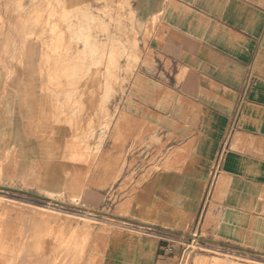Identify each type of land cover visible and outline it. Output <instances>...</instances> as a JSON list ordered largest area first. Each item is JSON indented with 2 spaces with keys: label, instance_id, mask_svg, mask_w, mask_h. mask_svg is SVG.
I'll list each match as a JSON object with an SVG mask.
<instances>
[{
  "label": "crops",
  "instance_id": "1",
  "mask_svg": "<svg viewBox=\"0 0 264 264\" xmlns=\"http://www.w3.org/2000/svg\"><path fill=\"white\" fill-rule=\"evenodd\" d=\"M131 16L141 55L110 98L112 118L84 140L85 182L48 163L46 144L68 133L53 130L40 44L0 39V190L41 201L57 190L72 207V186L89 204L135 190L124 201L138 207L142 242L112 248L114 264H168L174 239L206 226L264 240V0H136Z\"/></svg>",
  "mask_w": 264,
  "mask_h": 264
},
{
  "label": "rangeland",
  "instance_id": "2",
  "mask_svg": "<svg viewBox=\"0 0 264 264\" xmlns=\"http://www.w3.org/2000/svg\"><path fill=\"white\" fill-rule=\"evenodd\" d=\"M22 2L32 7L24 6ZM135 2L136 0H3L0 15L2 27L6 23H12L15 29L0 31V39L16 40L20 44L30 40L40 44L38 50L42 57L38 75L42 77L41 85L53 92V128L60 129L59 126L65 124L68 133L66 142H56L57 145L50 151V160L55 165H64L70 178L80 174L83 181L88 179L89 176L86 175L91 173L94 164L93 144L84 140L93 138L99 119L103 121L112 118L108 110L110 98L115 88L124 85L126 76L138 64L141 55L139 30L131 16ZM146 35H149V31ZM96 62L99 65L95 69ZM75 152L76 157L73 154ZM137 162L138 158L133 161V165ZM84 173L86 174L83 175ZM74 187L76 188L75 184ZM80 192L73 189V186L70 187L67 199L69 203L77 204L72 207L55 201L62 198L56 195L57 190L49 191L52 198L49 201L31 200L0 190V264H21L23 259L26 261L23 264H49V261L51 264H68L70 262L66 261L73 258L70 251L72 246L74 250L80 247V253L84 249L86 253L81 255L75 250L84 262L87 257L92 256L95 260L98 258L93 260V264H114L110 254L112 248L141 244L142 233L133 222L140 218L136 213L138 207L124 201L125 194L135 193V190L130 192L123 189L120 194L113 192L110 197H101V201H90V204L86 200L77 201ZM37 206L45 207L56 215L59 213L60 218L40 213ZM199 213L201 217V211ZM206 227L202 231L195 228L183 238L174 239L175 249L171 247L172 251L168 255L174 256H167L168 262L264 264V240L256 242L247 237L237 239L209 233ZM244 234L247 236V231ZM88 235L91 240L87 244ZM190 241L194 242L192 248L188 247ZM68 250L70 255H67ZM36 251H43L47 254L45 256L55 260L46 259L44 254L39 255V258L46 259L45 262L37 259L35 256L39 253ZM48 251L52 252L51 255H48ZM59 252L62 253L59 255ZM63 253L65 256H62ZM75 253L74 260L77 257ZM31 255L34 262L32 258L29 259ZM58 256H61V261ZM80 257L76 260L81 264L83 259L79 260ZM196 258L208 261L198 262L195 261ZM92 259L89 258L91 261ZM74 260L73 264H78ZM88 262L92 263L87 259L85 264Z\"/></svg>",
  "mask_w": 264,
  "mask_h": 264
},
{
  "label": "bare ground",
  "instance_id": "3",
  "mask_svg": "<svg viewBox=\"0 0 264 264\" xmlns=\"http://www.w3.org/2000/svg\"><path fill=\"white\" fill-rule=\"evenodd\" d=\"M85 1H86V0H85ZM89 4H90V3H89ZM87 6H88V5H87ZM91 8H92V7H91ZM65 9H66V8H65ZM62 10H63V9H62ZM92 11H93V10H92ZM90 23H91V22H90ZM53 28H54V27H53ZM113 31H114V30H113ZM73 33H74V32H73ZM68 34H69V33H68ZM96 36H97V35H96ZM100 36H101V35H100ZM104 36H105V35H104ZM60 38H61V37H60ZM101 38H102V37H101ZM100 41H101V40H100ZM100 41H99V42H100ZM43 42H44V41H43ZM58 43H59V42H58ZM62 43H64V42H62ZM107 43H108V42H107ZM62 45H64V44H62ZM50 51H51V50H50ZM24 52H25V51H24ZM72 61H73V60H72ZM72 63H73V62H72ZM97 64H98V62H96V67H95V69L98 68V65H99V64H98V65H97ZM94 66H95V65H94ZM94 66H93V67H94ZM52 67H54V66H52ZM91 70H92V69H91ZM55 71H56V70H55ZM92 71H93V70H92ZM187 72H188V71H187ZM52 78H53V77H52ZM30 79H32V78H30ZM55 80H56V79H55ZM25 87H26V86H25ZM28 87H29V86H28ZM26 88H27V87H26ZM59 88H60V87H59ZM25 90H26V89H25ZM54 90H55V89H54ZM60 92H61V91H60ZM64 110H65V109H64ZM55 122H56V121H55ZM38 125H39V124H38ZM124 125H125V123H124ZM32 126H33V125H32ZM58 130H59L58 128L54 127V132H56V131H58ZM52 131H53V130H52ZM128 131H129V130H128ZM225 131H226V130H225ZM36 132H37V131H36ZM38 132H39V131H38ZM56 133H57V132H56ZM73 134H74V133H73ZM233 134H234V133H233ZM42 135H43V134H42ZM44 136H45V135H44ZM55 136H57V135H55ZM63 136H64V135H63ZM36 140H37V139H36ZM54 141H56V140L54 139ZM71 144H72V143H71ZM56 145H57V143H55V142H53L52 145H50V144L47 145V149H46V151H47V152H50V149H51L50 146H53V148H55ZM67 145H68V144H67ZM67 145H66V146H67ZM71 146H72V145H71ZM49 147H50V148H49ZM74 147H75V145H74ZM76 148H77V147H76ZM74 149H75V148H74ZM43 151H44V150H43ZM79 153H80V152H79ZM73 154H74V157H76V156H75V155H76V152L73 153ZM77 154H78V153H77ZM83 155H84V154H83ZM81 156H82V155H81ZM74 157H73V158H74ZM79 158H81V157H79ZM79 158H77V159H79ZM54 159H55V158H54ZM70 159H72V158H70ZM73 160H74V159H73ZM79 160H80V159H79ZM81 160H83V159H81ZM90 160H91V159H90ZM40 161H41V160H40ZM50 161H51V160H48V163H49ZM70 161H71V160H70ZM86 161H87V160H86ZM88 161H89V160H88ZM71 162H72V161H71ZM48 163H47V165H48ZM81 163H82L81 166H83V162H81ZM56 165L59 166V163L56 164ZM78 165H80V164L78 163ZM78 165H77V166H78ZM85 166H86V165H85ZM83 169H84V168H83ZM87 172H89V171L87 170ZM87 172H86V173H87ZM65 173H66V172H65ZM86 173H84L83 175H85ZM86 176H89V175L87 174ZM68 177H69V176H68ZM84 177H85V176H84ZM81 178H82V177H81ZM82 180H83V179H82ZM85 181H87V180L85 179L84 182H85ZM71 182H72V181H71ZM82 182H83V181H82ZM208 190H209V189H208ZM208 199H209V197H208ZM20 203H21V202H20ZM162 203H163V202H162ZM163 204H164V203H163ZM163 204H162V205H163ZM2 205H3V204H2ZM150 205H151V204H150ZM162 205H161V206H162ZM37 207H38V206H37ZM148 207H149V205H148ZM152 207H153V206H152ZM38 208H40V209H39V212L42 213V214H48V215H52V216H54L55 218H60V216H58L59 213H57V215H56L55 213H53V212H51V211H48L49 209H47V208H45V207H38ZM145 208H146V207H145ZM150 208H151V207H150ZM158 208H159V207H158ZM161 208H162V207H161ZM163 208H164V207H163ZM20 209H21V208H20ZM26 209H27V208H26ZM143 209H144V208H143ZM53 210H54V209H53ZM148 210H149V209H148ZM154 210H155V209H154ZM157 210H158V209H157ZM171 210H172V209H171ZM173 210H174V209H173ZM177 211H178V210H177ZM55 212H57V211H55ZM152 212H153V211H152ZM174 212H176V210H175ZM179 212H180V210H179ZM180 213H181V212H180ZM146 214H148V213H146ZM175 214H176V213H175ZM62 215H63V214H62ZM127 215H128V214H127ZM148 215H149V214H148ZM65 218H66V217H65ZM180 218H181V217H180ZM188 219H190V218H188ZM183 221H184V220H183ZM189 221H191V220H189ZM87 226H88V225H87ZM87 230H89V229H87ZM85 232H86V231H85ZM91 232H93V231H90V233H91ZM90 233H88V234H90ZM91 235H92V234H91ZM93 235H94V233H93ZM100 235H101V234H100ZM100 237H101V236H100ZM88 238H89V235H88ZM88 238L86 239V240L88 241L87 244L90 242L89 240H91V237H90L89 239H88ZM92 238H93V237H92ZM83 241H84V240H83ZM125 241H126V240H125ZM84 242H85V241H84ZM85 244H86V242H85ZM75 245H77V244H75ZM75 245H74V246H75ZM83 245H84V243H83ZM78 246H79V245H78ZM85 246L88 247V245H85ZM193 246H194V242H193V241H190V244H189L188 247L192 248ZM81 247H83V246H81ZM89 247H90V246H89ZM89 247H88V248H89ZM73 248H74V247L72 246V248H71L70 251H72V252H71V257L73 256V258H74V256H75V255H74L75 250L78 251L80 247H79L78 249H75V250H74ZM83 248H84V247H83ZM190 248H189V249H190ZM43 249H44V248H43ZM85 249H86V248H85ZM46 250H47V249H45V251H46ZM73 250H74V253H73ZM68 251H69V250H68ZM68 251H67V253H68L67 255H70V251H69V252H68ZM86 251L88 252L87 249H86ZM46 252H47V251H46ZM48 252H49V251H48ZM82 252H83V253H86V252H84V249H82ZM97 252H98V251H97ZM36 253H37V251H36ZM38 253H39V254H38ZM38 253H37L38 255L35 256L36 258L38 257L37 259H41V260L44 261V262H45L46 259H48V260L50 259V256H45V254H46L45 252L43 253V251H42V253H41V251H38ZM51 253H52V252H51ZM51 253L49 252L48 255H51ZM61 253H62V252H61ZM61 253L59 252V255H60ZM65 253H66V252H65ZM72 253H73V254H72ZM83 253H80L79 251L77 252V254H80V255L83 254ZM42 254H44L43 257H45L46 259L43 260L42 257L39 258V255L42 256ZM56 254H57V253H56ZM75 254H76V253H75ZM77 254H76V256H77V257H80V256H78ZM89 254H90V253H89ZM32 255H33V254H32ZM32 255H31V256H32ZM34 255H35V254H34ZM46 255H47V254H46ZM63 255H64V253L62 254V256H63ZM85 255H86V254H84V256H85ZM91 255H92V254H91ZM28 256H29V255H28ZM31 256H30V258H29L30 260L33 259V256H32V257H31ZM54 256H55V255H54ZM64 256H65V255H64ZM88 256H89V255H88ZM201 256H202V255H201ZM47 257H48V258H47ZM56 257H57V256H56ZM60 257H61V256H60ZM60 257L58 256L59 260H60ZM77 257H76V259H78ZM95 257H96V256H95ZM24 258H25V257H24ZM31 258H32V259H31ZM65 258L68 259L69 257H65ZM73 258H71V261L69 260V259H70V258H69V259H68L69 261L67 260L66 262H70V263L73 264V260H74ZM89 258L92 259L93 257H92V256H91V257H87L88 261L92 262V263H89V262H88V264H93V260H95V258H93L92 261L89 260ZM199 258H200V257H199ZM204 258H206V257H204ZM25 259H26V258H25ZM51 259H53V258H51ZM51 259H50V260H51ZM76 259H75V260H76ZM80 259H83V258L80 257L79 260H80ZM85 259H86V258H85ZM87 259H86V262H87ZM23 260H24V259H23ZM23 260H22V263L20 262L21 264L26 263V261L24 262ZM26 260L28 261L27 263H30V262H29L30 260H28V259H26ZM41 260H40V261H41ZM48 260H47V261H48ZM53 260H55V259H53ZM56 260L58 261L57 258H56ZM65 260H66V259H65ZM75 260H74V262H75ZM96 260H98L97 257H96ZM96 260H95V261H96ZM172 260H173V259H172ZM201 260H202V259H201ZM201 260H199V259L196 258L195 261H198V262L200 261V262H201ZM60 261H61V260H60ZM60 261H59V262H60ZM81 261H82V260H81ZM95 261H94V262H95ZM202 261H206V260L203 259ZM207 261H208V259H207ZM207 261H206V262H207ZM32 262H34V259H33ZM35 262L37 263V260H36ZM52 262H53V261H52ZM66 262H64V263H66ZM76 262H77L78 264H80V263H79L80 261L76 260ZM83 262H84V259H83L82 263H83ZM86 262H84V264H85ZM120 262H121V261H120ZM42 263H43V262H42ZM47 263L51 264V261H49V262H47ZM54 263H55V262H54ZM70 263H68V264H70ZM82 263H81V264H82ZM95 263H96V262H95ZM99 263H100V261H99ZM30 264H31V263H30ZM32 264H35V263H32ZM45 264H46V263H45ZM52 264H53V263H52ZM56 264H57V263H56ZM58 264H59V263H58ZM60 264H61V262H60ZM66 264H67V263H66ZM74 264H76V263H74ZM96 264H97V263H96ZM101 264H104V263H101ZM168 264H172V261L168 262Z\"/></svg>",
  "mask_w": 264,
  "mask_h": 264
},
{
  "label": "built area",
  "instance_id": "4",
  "mask_svg": "<svg viewBox=\"0 0 264 264\" xmlns=\"http://www.w3.org/2000/svg\"><path fill=\"white\" fill-rule=\"evenodd\" d=\"M166 251L171 252L172 251V248L169 247V248L166 249Z\"/></svg>",
  "mask_w": 264,
  "mask_h": 264
},
{
  "label": "water",
  "instance_id": "5",
  "mask_svg": "<svg viewBox=\"0 0 264 264\" xmlns=\"http://www.w3.org/2000/svg\"><path fill=\"white\" fill-rule=\"evenodd\" d=\"M56 201V200H55ZM57 202H59V201H57Z\"/></svg>",
  "mask_w": 264,
  "mask_h": 264
}]
</instances>
